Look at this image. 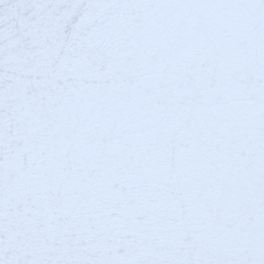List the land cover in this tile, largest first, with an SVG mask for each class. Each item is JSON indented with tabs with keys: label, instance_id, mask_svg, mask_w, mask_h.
<instances>
[{
	"label": "snow or ice",
	"instance_id": "obj_1",
	"mask_svg": "<svg viewBox=\"0 0 264 264\" xmlns=\"http://www.w3.org/2000/svg\"><path fill=\"white\" fill-rule=\"evenodd\" d=\"M0 264H264V0H0Z\"/></svg>",
	"mask_w": 264,
	"mask_h": 264
}]
</instances>
